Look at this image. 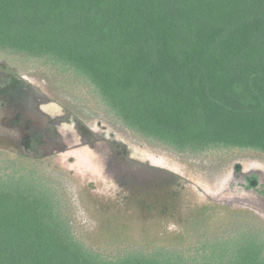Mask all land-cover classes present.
Wrapping results in <instances>:
<instances>
[{
  "label": "trees",
  "instance_id": "trees-1",
  "mask_svg": "<svg viewBox=\"0 0 264 264\" xmlns=\"http://www.w3.org/2000/svg\"><path fill=\"white\" fill-rule=\"evenodd\" d=\"M0 50L77 70L129 129L180 152L264 154V0H0ZM2 185L0 264H264V241L248 238L221 255L215 241L209 256L113 255L41 192Z\"/></svg>",
  "mask_w": 264,
  "mask_h": 264
},
{
  "label": "rangeland",
  "instance_id": "rangeland-1",
  "mask_svg": "<svg viewBox=\"0 0 264 264\" xmlns=\"http://www.w3.org/2000/svg\"><path fill=\"white\" fill-rule=\"evenodd\" d=\"M4 182L44 194L78 240L113 255L264 241V154L175 150L129 129L77 70L11 50H0Z\"/></svg>",
  "mask_w": 264,
  "mask_h": 264
}]
</instances>
